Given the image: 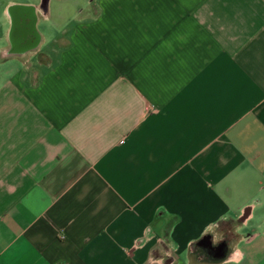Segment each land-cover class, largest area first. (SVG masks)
<instances>
[{"label":"crops","instance_id":"0c3cea01","mask_svg":"<svg viewBox=\"0 0 264 264\" xmlns=\"http://www.w3.org/2000/svg\"><path fill=\"white\" fill-rule=\"evenodd\" d=\"M52 1L0 0V264H264V0Z\"/></svg>","mask_w":264,"mask_h":264},{"label":"rangeland","instance_id":"374dc122","mask_svg":"<svg viewBox=\"0 0 264 264\" xmlns=\"http://www.w3.org/2000/svg\"><path fill=\"white\" fill-rule=\"evenodd\" d=\"M52 4L55 8H57V11L58 9L60 11L59 15L58 14L51 15L52 16L51 22L53 21V19L56 22L55 24V28L57 29L56 33H58V31L62 27L69 26L72 22H74V20L77 19L76 14L79 12L80 7L83 8V12L85 14L86 13L89 14L88 18L89 17L93 18L94 14L100 10L99 0H53ZM46 25H48L46 21L41 19L39 28L43 29V27ZM25 39H30V38H25Z\"/></svg>","mask_w":264,"mask_h":264}]
</instances>
